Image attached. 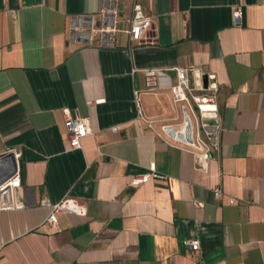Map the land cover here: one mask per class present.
Here are the masks:
<instances>
[{"label":"crops","instance_id":"crops-1","mask_svg":"<svg viewBox=\"0 0 264 264\" xmlns=\"http://www.w3.org/2000/svg\"><path fill=\"white\" fill-rule=\"evenodd\" d=\"M115 1L113 40L82 42L71 22L103 0H0V154H13L0 180L20 175L0 192V264H264V0ZM134 3L151 20L137 42L124 31ZM172 67L218 86L220 148L206 163L174 137L170 91H144L142 70ZM63 108L89 122L79 149ZM151 162L164 178L131 186ZM41 198L84 212L54 225Z\"/></svg>","mask_w":264,"mask_h":264},{"label":"built area","instance_id":"built-area-1","mask_svg":"<svg viewBox=\"0 0 264 264\" xmlns=\"http://www.w3.org/2000/svg\"><path fill=\"white\" fill-rule=\"evenodd\" d=\"M232 17L235 24L240 23L242 17L240 7L233 11ZM150 26V17L145 13L142 5L134 3L132 15L128 20V27L124 30L128 34L129 40L131 42L140 41ZM169 71L174 73V77L168 73ZM142 72L144 74V91L155 92L160 89L170 91L176 110L174 137L183 145L189 146L199 161L206 163L220 148L221 124L217 101L218 86L209 81L205 84L204 76L208 74L196 67L151 68L144 69ZM139 94V91L134 92L135 104L139 117L143 118ZM62 113L68 134L69 147L71 149L81 148L82 139L91 133L88 120L81 117H72L69 108H63ZM111 129L115 130L116 127L113 126ZM152 177L164 178V174L157 171L154 162L149 164L146 172L132 177L129 184L138 186ZM19 187L20 175L17 168L0 180V192L9 191L10 194H13ZM221 194L219 187L213 188L214 198H219ZM40 204L50 208L46 221L54 225L57 222L56 212L75 214L84 212L82 206L69 198L56 203L50 202L47 198H41ZM198 205H202V203H198ZM5 207L19 209L25 207V203L23 201H12ZM187 243L191 251H196L199 248L197 239L189 240Z\"/></svg>","mask_w":264,"mask_h":264},{"label":"water","instance_id":"water-1","mask_svg":"<svg viewBox=\"0 0 264 264\" xmlns=\"http://www.w3.org/2000/svg\"><path fill=\"white\" fill-rule=\"evenodd\" d=\"M115 8V0H103L97 14L74 18L71 22L70 37L82 42H90L96 35H99L102 41L113 40L114 33L119 30L121 24L120 15ZM207 81L213 83V79L208 75L204 76V83ZM12 157V153L3 152L0 154V162ZM13 167L15 168V163Z\"/></svg>","mask_w":264,"mask_h":264}]
</instances>
